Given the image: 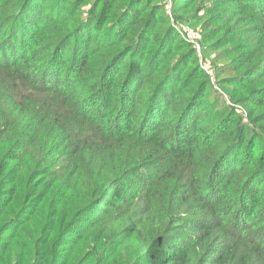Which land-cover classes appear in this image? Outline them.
Wrapping results in <instances>:
<instances>
[{
  "label": "clouds",
  "instance_id": "obj_1",
  "mask_svg": "<svg viewBox=\"0 0 264 264\" xmlns=\"http://www.w3.org/2000/svg\"><path fill=\"white\" fill-rule=\"evenodd\" d=\"M94 2L0 0V264H264V0Z\"/></svg>",
  "mask_w": 264,
  "mask_h": 264
},
{
  "label": "trees",
  "instance_id": "obj_2",
  "mask_svg": "<svg viewBox=\"0 0 264 264\" xmlns=\"http://www.w3.org/2000/svg\"><path fill=\"white\" fill-rule=\"evenodd\" d=\"M86 1V0H83V2ZM129 0H111V2L109 3V0H104V4L103 6L100 5L99 3V0H95V2L92 4V7L93 8H100V11H101V14L104 13V9L107 8V16L109 17L111 14L114 15L115 11H116V8H117V4L123 6L125 3H128ZM85 12H90L91 10L88 9V8H85L84 9ZM138 17H137V21H138ZM185 33V31L183 32ZM166 37V36H165ZM180 40H186V36L185 34H180L179 36ZM188 45L185 44L183 45V47H187ZM173 50L178 52V53H181V55H184L185 53L182 51V47L177 45L176 43L173 44ZM193 51H195V49H193ZM197 67H199V65H197ZM205 68H207V64H205L204 66ZM15 199V197H14ZM17 204H19V202H17ZM12 206H13V200H10L8 202V204L4 205V209H7V210H12ZM2 211V210H0ZM71 214V213H70ZM87 253H85V256H84V259L86 260L87 259ZM119 264H124L123 262V258H121V261L119 262Z\"/></svg>",
  "mask_w": 264,
  "mask_h": 264
},
{
  "label": "rangeland",
  "instance_id": "obj_3",
  "mask_svg": "<svg viewBox=\"0 0 264 264\" xmlns=\"http://www.w3.org/2000/svg\"><path fill=\"white\" fill-rule=\"evenodd\" d=\"M89 2V0H86L83 2L82 7L85 9L87 8V3ZM151 15V13H150ZM112 14L106 18H112ZM176 31L178 36H180V34H185L186 35V41H188L189 43H193V42H197L198 43V34L195 31H186L184 28L180 27L179 25H177L176 27ZM185 31V33H183ZM165 36H167V31L165 30ZM175 43V42H174Z\"/></svg>",
  "mask_w": 264,
  "mask_h": 264
},
{
  "label": "built area",
  "instance_id": "obj_4",
  "mask_svg": "<svg viewBox=\"0 0 264 264\" xmlns=\"http://www.w3.org/2000/svg\"><path fill=\"white\" fill-rule=\"evenodd\" d=\"M184 35V34H183ZM186 36V35H185Z\"/></svg>",
  "mask_w": 264,
  "mask_h": 264
}]
</instances>
